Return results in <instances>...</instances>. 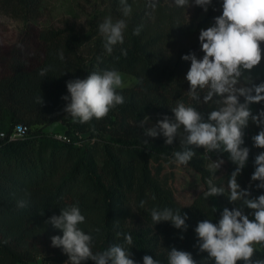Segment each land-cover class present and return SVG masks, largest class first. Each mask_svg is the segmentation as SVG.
<instances>
[{
	"label": "trees",
	"instance_id": "1",
	"mask_svg": "<svg viewBox=\"0 0 264 264\" xmlns=\"http://www.w3.org/2000/svg\"><path fill=\"white\" fill-rule=\"evenodd\" d=\"M43 1L0 0V14L34 18L40 15ZM107 2L115 21L127 22L124 43L116 45L111 54L103 48L99 27L85 31L70 20L58 27L29 31L21 42L0 54V264H31L39 258L47 264H65L68 257L52 247L50 239L62 236V231L45 221L72 204L85 216L79 227L93 236L94 253L123 243L122 237H116V232H123L133 237L130 250L138 264H143L144 255L168 264L173 247L190 252L197 264H214L195 246L194 229L204 219L218 222L227 192L220 169L231 175L236 165L227 153L211 152L209 159L204 149L194 148L196 154L188 165L200 174L204 188L191 204L183 206L175 198L176 164L170 162L173 151L181 150L180 138L166 145L165 137L144 136L140 122L152 114L172 116L177 102L205 116L218 107V97L203 102L207 89L200 91V100L189 96L185 77L191 62L182 56L195 53L198 59L203 57L199 32L222 14V0H213L206 14L195 6L191 16L190 7H177L174 1L127 0L132 9L127 17L120 0ZM137 28L138 35L134 34ZM46 67L51 70L41 76ZM113 69L137 79L133 86L117 90L124 97L122 105L102 119L83 124L63 111L67 81ZM249 76L257 84L264 81V75ZM250 107L256 114L264 109V101ZM54 123L67 128L66 140L45 131ZM18 124L24 132L12 138ZM259 130L251 121L244 130L243 146L250 149L249 159L237 177L252 197L264 194V189L256 188L258 182L251 181L254 159L264 151L253 146L252 137ZM218 159L224 163L213 169ZM209 179L224 188L223 195L205 197ZM22 200L26 202L23 208L18 206ZM165 207L187 213V231L170 222L153 223L151 210ZM257 245L264 258V245Z\"/></svg>",
	"mask_w": 264,
	"mask_h": 264
},
{
	"label": "clouds",
	"instance_id": "2",
	"mask_svg": "<svg viewBox=\"0 0 264 264\" xmlns=\"http://www.w3.org/2000/svg\"><path fill=\"white\" fill-rule=\"evenodd\" d=\"M213 0H174L180 8L198 6L208 11ZM124 17L131 14L127 0H120ZM155 7V3H151ZM214 23L199 32L202 58L195 53L182 56L190 61V68L185 79L189 84L188 94L194 100H200V91L207 89L203 102L208 103L218 97L216 107L207 116L195 107L177 102L171 109L172 116L164 115L154 125L147 127L143 135L156 138L165 137V144L172 145L179 137L181 150L173 151L171 163L187 165L195 156L194 148L207 152L227 153L229 160L236 165L228 180L230 203L240 201L242 206L231 209L225 207L218 222L209 219L199 221L194 229L196 247L200 253H206L214 264H264V258L253 259L255 244L264 245V194L252 197L249 189H242L237 177L246 166L250 149L243 146L245 129L251 121L259 132L252 137L253 146L264 149V109L253 114L252 104L264 101V81L259 84L251 77H244L245 71L258 66L264 59V0H222V14L213 18ZM127 28L125 19L115 22L106 18L99 25V32L104 38L103 48L111 54L114 47L124 43V31ZM140 29H135L138 35ZM126 55V50H121ZM61 60L63 53L59 54ZM50 67L40 71L45 76ZM244 83H241V78ZM123 87L121 74L113 70L93 71L86 78L72 79L66 82L67 95L63 111L74 121L88 123L94 118L102 119L110 110L124 103V97L118 93ZM243 98V100H241ZM42 104V97L38 98ZM149 123V117L140 122V127ZM148 141L145 140V143ZM224 160L218 159L213 169H219ZM251 181L258 182L257 189H264V151L254 159V172ZM208 190L205 197L224 194L223 187H217L212 180L207 181ZM141 201V207L144 206ZM18 206H26L19 201ZM245 209L251 210L246 213ZM250 216L253 217L250 219ZM187 213L165 207L162 210L153 208L151 219L154 224L170 222L173 227L187 231ZM85 222V216L77 204L60 208L59 215H52L45 224L62 231L54 235L51 246L62 250L68 257L66 264H138L133 258L130 246L133 245L131 234L116 232L123 243H116L101 252H93V236L86 234L79 225ZM99 232V229H95ZM183 239V236L180 237ZM143 264H160L150 255L142 257ZM168 264H197L188 251L171 248L168 253Z\"/></svg>",
	"mask_w": 264,
	"mask_h": 264
},
{
	"label": "rangeland",
	"instance_id": "3",
	"mask_svg": "<svg viewBox=\"0 0 264 264\" xmlns=\"http://www.w3.org/2000/svg\"><path fill=\"white\" fill-rule=\"evenodd\" d=\"M162 2L172 3L174 0H161ZM213 4V2H212ZM211 4V5H212ZM195 6L190 7V16L194 14ZM206 14V12H205ZM112 18L115 21L112 8L107 0H44L40 15L30 19H16L4 13L0 14V54L5 53L11 47L17 45L29 31L38 30L46 27H58L66 20L76 23L80 29L88 31L91 26L99 27L106 19ZM264 47V44H262ZM2 65L0 64V73ZM122 76L123 87L133 86L137 79L135 76L126 72H119ZM249 75H264V59L255 66L251 72L245 71L244 76ZM242 83V78H241ZM149 123L143 128L151 127L162 116L150 115ZM147 119V118H146ZM45 131L56 134L68 135L67 128L60 124L54 123L46 126ZM159 137H163L160 135ZM207 152V151H206ZM210 159L211 152H207ZM175 179L173 189L175 198L179 204L186 206L192 203L195 196L204 188V183L201 180L200 174L194 168L187 165H177L174 168ZM220 175L223 177L224 186L227 189L222 201L229 209L242 206L240 201L235 204L230 203L227 199L229 194L228 180L230 175L223 169H220ZM241 187V186H240ZM242 188V187H241ZM243 189V188H242ZM246 213L251 210L245 209ZM253 218L250 216V219ZM255 254L253 259L261 258L260 250L257 244L254 245ZM66 264V263H65Z\"/></svg>",
	"mask_w": 264,
	"mask_h": 264
},
{
	"label": "built area",
	"instance_id": "4",
	"mask_svg": "<svg viewBox=\"0 0 264 264\" xmlns=\"http://www.w3.org/2000/svg\"><path fill=\"white\" fill-rule=\"evenodd\" d=\"M23 132H24L23 125L18 124V125H16L14 134L11 137L12 138L19 137V136H21L23 134ZM55 137L58 138V139H62V140H66L67 139V136L66 135H62V134H56ZM42 264H47V263H42Z\"/></svg>",
	"mask_w": 264,
	"mask_h": 264
},
{
	"label": "crops",
	"instance_id": "5",
	"mask_svg": "<svg viewBox=\"0 0 264 264\" xmlns=\"http://www.w3.org/2000/svg\"><path fill=\"white\" fill-rule=\"evenodd\" d=\"M42 263H43L42 259L39 258L36 262H33L31 264H42Z\"/></svg>",
	"mask_w": 264,
	"mask_h": 264
}]
</instances>
